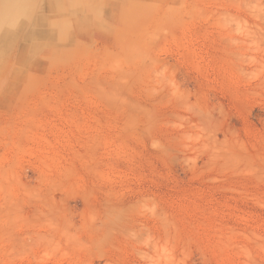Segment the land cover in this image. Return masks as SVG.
<instances>
[{"label":"rangeland","instance_id":"374dc122","mask_svg":"<svg viewBox=\"0 0 264 264\" xmlns=\"http://www.w3.org/2000/svg\"><path fill=\"white\" fill-rule=\"evenodd\" d=\"M0 0V264H264V0Z\"/></svg>","mask_w":264,"mask_h":264},{"label":"crops","instance_id":"0c3cea01","mask_svg":"<svg viewBox=\"0 0 264 264\" xmlns=\"http://www.w3.org/2000/svg\"><path fill=\"white\" fill-rule=\"evenodd\" d=\"M47 7L50 11H54L55 7H54V4H53V0H49V2L47 3Z\"/></svg>","mask_w":264,"mask_h":264}]
</instances>
